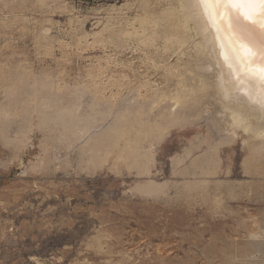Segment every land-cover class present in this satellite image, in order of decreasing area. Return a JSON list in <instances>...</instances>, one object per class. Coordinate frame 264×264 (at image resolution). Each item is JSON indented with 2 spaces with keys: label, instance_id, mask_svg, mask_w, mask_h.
<instances>
[{
  "label": "rangeland",
  "instance_id": "obj_1",
  "mask_svg": "<svg viewBox=\"0 0 264 264\" xmlns=\"http://www.w3.org/2000/svg\"><path fill=\"white\" fill-rule=\"evenodd\" d=\"M178 2L0 0V264H264V138L218 145L202 32L127 33Z\"/></svg>",
  "mask_w": 264,
  "mask_h": 264
},
{
  "label": "bare ground",
  "instance_id": "obj_2",
  "mask_svg": "<svg viewBox=\"0 0 264 264\" xmlns=\"http://www.w3.org/2000/svg\"><path fill=\"white\" fill-rule=\"evenodd\" d=\"M177 1V0H176ZM179 2L169 9L164 22L148 20L145 15L137 14L130 20L131 27L127 30L128 34L136 35V40L140 42L149 37L155 31H160L163 38L173 37L174 35L184 38L191 37L198 29L202 32V41L207 42V50L213 61L210 70L216 71L215 77V96L221 107L223 120L231 128H227L228 136L223 138L218 145L231 144L238 137L239 127L245 133L258 139L264 138V79L243 66L235 57L232 51L231 33L227 30L226 23L215 20L205 12L200 6V0H188ZM175 2V1H174ZM175 4V3H174ZM192 7V8H191ZM194 20V28L189 27L190 21ZM181 33V35H179ZM184 39H180L183 42ZM201 53H204L201 41L196 43ZM228 56L226 62L224 57ZM204 86L202 87V89ZM171 101L169 105V115L171 120L166 127H171L180 121L177 108L187 101H196L198 98L188 93L183 99L178 96L166 97ZM215 155L217 147H214ZM213 152V153H214ZM180 153V152H179ZM214 162L207 160V166L201 170L204 173L214 172ZM196 164H194L195 166ZM195 170V169H194Z\"/></svg>",
  "mask_w": 264,
  "mask_h": 264
},
{
  "label": "snow or ice",
  "instance_id": "obj_3",
  "mask_svg": "<svg viewBox=\"0 0 264 264\" xmlns=\"http://www.w3.org/2000/svg\"><path fill=\"white\" fill-rule=\"evenodd\" d=\"M200 6L214 22L226 23L241 66L264 79V0H200Z\"/></svg>",
  "mask_w": 264,
  "mask_h": 264
}]
</instances>
